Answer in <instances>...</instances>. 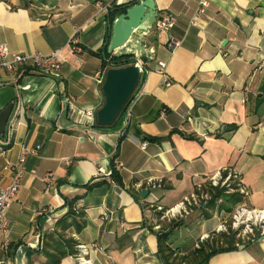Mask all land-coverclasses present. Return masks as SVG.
Instances as JSON below:
<instances>
[{"label": "crops", "instance_id": "obj_1", "mask_svg": "<svg viewBox=\"0 0 264 264\" xmlns=\"http://www.w3.org/2000/svg\"><path fill=\"white\" fill-rule=\"evenodd\" d=\"M134 2L0 0V44L10 51L46 55L72 36L79 47L55 74L0 71V110L13 103L0 136V188L20 148L37 151L25 156L6 209L0 264H45L42 235L66 211L64 197L81 195L74 208L83 211L84 228L67 234L77 245L99 247L87 254L91 264H161L155 235L167 226L161 227L157 207L191 193L210 197L212 188H222L240 200L218 198L213 208L203 202L181 218L168 237L178 255L219 235L216 228L237 206L264 209V0H207L194 23L198 0H153L156 19L170 14L174 24L168 34L154 35L152 26L137 33L153 58L142 60L127 115L112 127L96 126L103 95L94 76L101 60L88 50L108 57L102 47L115 18L109 12ZM157 62L164 63L168 85ZM96 165L114 170L119 183L95 177ZM215 174L228 177V187H212ZM230 232L235 249L207 264H264V235L244 240ZM75 253L59 264H75Z\"/></svg>", "mask_w": 264, "mask_h": 264}, {"label": "built area", "instance_id": "obj_2", "mask_svg": "<svg viewBox=\"0 0 264 264\" xmlns=\"http://www.w3.org/2000/svg\"><path fill=\"white\" fill-rule=\"evenodd\" d=\"M207 6V0H198L196 9L193 13L190 23H194L196 18L204 12ZM174 24V18L170 14H163L160 18L156 19L152 25V32L154 35L168 34L169 29ZM144 35L148 32H142ZM141 44V42H139ZM166 45L173 49L176 42L172 39L166 41ZM144 49V55L136 54L133 64H140L139 58L145 57L147 60H152L154 50L152 46H145L141 44ZM72 50H79L76 44L75 37L72 36L61 49L52 51L49 54H41L33 52L30 54L18 53L10 51L4 44H0V71L16 72L18 69H31L40 74H55L57 70L69 60L68 53ZM133 61V59H132ZM110 63H106L95 73V81L98 84L102 83L105 71L109 68ZM158 73L162 75L165 85L169 82L165 79L164 63L157 62ZM130 106V100L123 113L127 115ZM127 117L124 116L122 125L126 124ZM4 135V134H3ZM2 135V137H4ZM36 149L20 148L19 154L14 162L5 166L4 169L9 170L10 176L7 183L0 188V233L5 235L8 229L9 221L6 217V209L9 203L15 198L18 191L19 182L24 174L23 162L25 156L28 154L35 155ZM120 162L116 163V167H120ZM111 171L105 170L101 165H96L95 177H106L112 182ZM209 183L212 187H228V177L220 178L217 174L211 176ZM209 197L203 193H191L184 196L177 203L168 208L157 207L160 211V218L167 220L185 217L190 213L192 208L199 207L201 203L206 202ZM229 227L236 232V236L245 239L255 237L257 235H264V209H251L245 205L237 206L230 216ZM217 231H225L222 226L216 228ZM76 253L73 255L75 264H91L87 257L88 252L92 249H99L94 243L89 246L79 244L76 247Z\"/></svg>", "mask_w": 264, "mask_h": 264}, {"label": "trees", "instance_id": "obj_3", "mask_svg": "<svg viewBox=\"0 0 264 264\" xmlns=\"http://www.w3.org/2000/svg\"><path fill=\"white\" fill-rule=\"evenodd\" d=\"M135 3V2H134ZM125 5L114 7L110 10L109 16L112 19L116 17L119 13L123 12ZM107 43H105L102 47V51H106ZM88 52L101 60V67L105 66L106 63H110V67H119L124 66L127 64L132 63V57L130 55L124 54L120 56H114L111 54H107V58H102L100 51H90ZM142 60H145L144 57L139 58L140 63L142 64ZM136 87V86H135ZM264 89V88H263ZM264 92V90H263ZM131 95V94H130ZM130 95L128 100L124 103V105L120 108L116 116L113 120L106 125L98 124L95 122L96 126H105V127H112L117 125L120 116L122 115L126 104L129 101ZM125 127V124L122 125ZM153 140H157L158 138H150ZM116 183H119V179L114 170L111 171L110 176ZM99 182H92L86 184L85 190H89L96 186ZM210 197L206 201L205 207L213 208L214 201L216 199H221V201H225V199L234 198L233 202H238L240 200L239 196L232 195V196H225L223 194L222 188H212L209 191ZM81 195H74L70 198L64 197L63 204L66 206V211L58 218L53 224V227L50 231L43 233L42 235V242H41V252L42 255L45 257V264H59L60 260L68 255L75 253V245L78 243L76 240L67 234L70 231L74 233H79L85 225L84 220V213L80 208H74V203L77 199H79ZM181 224V219L177 220H170L166 228L162 229L160 232H157L156 237V255L159 258L161 264H185L184 260L190 258L189 264H207L208 259L220 252L229 251L235 249L234 238L233 235L228 237H223V246L220 243L214 242H200L198 243L197 247H195L190 253L178 255L176 260L174 256L177 254L176 248H171L168 242V237L173 228Z\"/></svg>", "mask_w": 264, "mask_h": 264}, {"label": "water", "instance_id": "obj_4", "mask_svg": "<svg viewBox=\"0 0 264 264\" xmlns=\"http://www.w3.org/2000/svg\"><path fill=\"white\" fill-rule=\"evenodd\" d=\"M154 10L153 0H136L132 5L125 6L123 12L114 18L106 52L114 56L127 54L133 61L124 66L106 69L101 83L103 103L95 112L96 123L109 124L134 90L142 69V65L133 64L134 57L137 53L144 55V49L136 35L146 32L154 24L157 15ZM12 107L13 103H9L0 110V136L3 135ZM145 194L146 191L140 193L141 196Z\"/></svg>", "mask_w": 264, "mask_h": 264}, {"label": "rangeland", "instance_id": "obj_5", "mask_svg": "<svg viewBox=\"0 0 264 264\" xmlns=\"http://www.w3.org/2000/svg\"><path fill=\"white\" fill-rule=\"evenodd\" d=\"M121 120H122V115L120 116V118H119V123L121 122ZM195 208V207H194ZM194 208H192V209H194ZM184 217H182V219H183ZM177 219H181V218H177ZM177 219H170V220H177ZM170 220H167V219H162V221H160V223H161V227H166L167 226V224H168V222L170 221ZM230 222V219H226L225 220V222L224 223H222V229H225V231H222L221 233H219V235H216V236H207L206 238H204V240L202 241V242H217V243H219L220 241L221 242H223V241H225V240H223V237H228V235L229 236H231L230 235V231L232 230L230 227H229V223ZM233 231V230H232ZM235 234V233H234ZM240 238V237H239ZM241 239H244L245 240V237H243V238H241ZM221 244V246H223V243H220ZM177 256H178V254H176L175 256H174V259L176 260V258H177ZM184 262H185V264H189L190 263V258H188L187 260H184Z\"/></svg>", "mask_w": 264, "mask_h": 264}]
</instances>
